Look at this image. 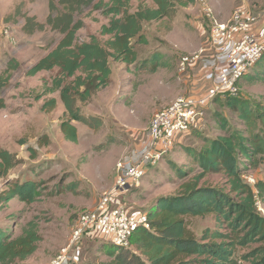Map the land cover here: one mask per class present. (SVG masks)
Masks as SVG:
<instances>
[{
  "label": "rangeland",
  "instance_id": "1",
  "mask_svg": "<svg viewBox=\"0 0 264 264\" xmlns=\"http://www.w3.org/2000/svg\"><path fill=\"white\" fill-rule=\"evenodd\" d=\"M50 1L0 0V72L10 59L20 62L3 90L6 106L0 109V150L16 155L19 162L7 176L0 177V192L6 189L8 181L34 179L40 183V195L34 203L26 204L15 198L0 204V230L12 229L16 236L34 222L41 236L32 255L9 264L51 261L69 243L79 215L94 208L105 194L114 192V183L128 159L147 142L155 113L178 96L204 92L213 84L215 70L205 69L203 63L215 55L209 43L214 18L229 22L236 9L246 5L259 21H264V0H196L194 4L179 6L173 18L145 22L143 34L147 42L135 43L138 61L126 64L111 59L110 84L94 89L88 100L78 102L92 124L74 120L78 140L72 142L61 131L65 106L60 93L49 90L59 69L28 75L31 67L55 48L61 38L49 26L33 33L24 29L27 17L46 21ZM140 3L152 5L149 0H136L131 11ZM81 17L85 25L77 33V42L90 41L92 36L102 41L109 38L101 34V29L111 16L88 8ZM154 54L160 57L157 68L151 61ZM184 57L192 61L183 71L180 63ZM260 61L242 79L237 94L254 103H264V79H258L257 74L263 71L258 67ZM52 98L56 99V106L48 110L44 106ZM224 103L225 99L221 98L210 103L196 129L179 136L172 150L148 171L138 186L118 194L120 201L133 210L148 211L158 197L177 192L183 180L171 163L189 167L192 162L186 151L188 147L200 148L204 144L202 137L225 133L219 129L213 114L222 112L233 126L238 125L237 118ZM243 170V178L250 185L264 180L263 159L256 167L244 162ZM206 179L211 185L230 191L224 174H210ZM257 202H261L263 209L259 210L264 215V201L257 198ZM188 223L198 237L207 230L227 231L225 224L219 226L214 216L192 217ZM257 245L250 242L238 247L236 255L241 264H249L240 257ZM109 246V238L103 235L85 239L80 264L110 260Z\"/></svg>",
  "mask_w": 264,
  "mask_h": 264
},
{
  "label": "trees",
  "instance_id": "2",
  "mask_svg": "<svg viewBox=\"0 0 264 264\" xmlns=\"http://www.w3.org/2000/svg\"><path fill=\"white\" fill-rule=\"evenodd\" d=\"M133 1L136 0H51L45 22L32 16L26 18L27 33L49 26L61 34L57 46L39 59L28 75L59 69L49 90L59 91L65 106L61 131L68 141L78 140L74 120L92 124L78 102L88 100L94 89L110 84L111 59L126 64L138 61L135 43L147 42L144 23L173 18L179 6L196 2L149 0L152 5L140 3L131 11ZM88 8L111 16L101 29V34L109 37L105 41L92 36L90 41L77 42V33L85 25L81 15ZM159 58L158 54L151 57L154 68L160 65ZM259 66L263 71L257 73L258 79H264V55ZM19 67L20 62L12 58L0 72V109L6 106L3 90ZM218 98L225 99L224 105L235 115L238 125L233 126L222 112H215L214 119L225 133L202 137L204 144L200 148L188 147L186 151L192 162L189 167L171 163L183 181L177 192L158 197L148 211L144 210L150 228L138 227L130 247L111 243L107 252L110 260L94 264H241L236 255L238 247L250 242L257 243V247L240 258L249 264H264V215L257 207V198L264 201V180L250 185L243 178L244 162L256 167L264 160V103H254L239 95L216 97L214 101ZM55 106L56 99L52 98L44 107L52 110ZM32 151L35 157L36 152ZM18 162L16 155L0 150V177L7 176ZM216 173L227 177L230 191L209 183L206 177ZM5 188L0 192V204L15 198L32 204L40 195V183L34 179L8 181ZM207 216H214L219 226L225 224L227 231L207 230L198 237L188 219ZM40 240L34 222L16 236L12 229H1L0 264L25 260L37 250Z\"/></svg>",
  "mask_w": 264,
  "mask_h": 264
},
{
  "label": "built area",
  "instance_id": "3",
  "mask_svg": "<svg viewBox=\"0 0 264 264\" xmlns=\"http://www.w3.org/2000/svg\"><path fill=\"white\" fill-rule=\"evenodd\" d=\"M258 22L259 17L246 5L238 7L229 22L213 19L209 43L215 55L203 63L205 69L215 70L213 84L204 92L180 95L155 113L147 142L128 159L114 183V192L105 194L94 208L79 215L69 243L47 264H78L86 238L103 235L110 244L130 247L138 227L150 228L147 212L133 210L120 201L118 194L138 186L172 150L176 139L197 127L216 97L239 93L242 79L264 55V38L256 30ZM191 61L184 57L181 69L186 70ZM260 203L257 207L262 210Z\"/></svg>",
  "mask_w": 264,
  "mask_h": 264
},
{
  "label": "crops",
  "instance_id": "4",
  "mask_svg": "<svg viewBox=\"0 0 264 264\" xmlns=\"http://www.w3.org/2000/svg\"><path fill=\"white\" fill-rule=\"evenodd\" d=\"M256 30L262 38H264V21H259L256 25Z\"/></svg>",
  "mask_w": 264,
  "mask_h": 264
},
{
  "label": "clouds",
  "instance_id": "5",
  "mask_svg": "<svg viewBox=\"0 0 264 264\" xmlns=\"http://www.w3.org/2000/svg\"><path fill=\"white\" fill-rule=\"evenodd\" d=\"M249 74V73H248ZM245 77V76H244Z\"/></svg>",
  "mask_w": 264,
  "mask_h": 264
}]
</instances>
